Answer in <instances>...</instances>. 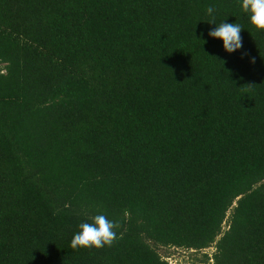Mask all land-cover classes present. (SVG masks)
Masks as SVG:
<instances>
[{
	"label": "trees",
	"instance_id": "obj_1",
	"mask_svg": "<svg viewBox=\"0 0 264 264\" xmlns=\"http://www.w3.org/2000/svg\"><path fill=\"white\" fill-rule=\"evenodd\" d=\"M0 66V264H264V32L240 0H0ZM97 214L122 238L72 249Z\"/></svg>",
	"mask_w": 264,
	"mask_h": 264
},
{
	"label": "clouds",
	"instance_id": "obj_2",
	"mask_svg": "<svg viewBox=\"0 0 264 264\" xmlns=\"http://www.w3.org/2000/svg\"><path fill=\"white\" fill-rule=\"evenodd\" d=\"M240 9L248 16L250 24L256 30L264 32V0H240ZM205 11L212 18L208 23L215 25L214 28L208 31V36L221 40L223 49L229 54L240 50L243 47L242 26L236 22H225L226 20L217 24L214 15L216 9L211 5ZM202 41L203 43L207 42L205 40ZM243 55H247V53ZM250 62L255 63V58H252ZM242 86L247 91L252 88L253 84ZM120 227L119 222L109 220L103 214H97L91 217V222H83L79 225V230L71 239L70 247L72 249L95 248L97 250L104 247H112L118 239L122 238V234L118 236L116 231Z\"/></svg>",
	"mask_w": 264,
	"mask_h": 264
},
{
	"label": "rangeland",
	"instance_id": "obj_3",
	"mask_svg": "<svg viewBox=\"0 0 264 264\" xmlns=\"http://www.w3.org/2000/svg\"><path fill=\"white\" fill-rule=\"evenodd\" d=\"M1 68V66H0ZM214 253V248L208 249L203 253H195L194 251H185V250H176L170 249L167 251L161 250V254H167L168 258L166 259L169 261L170 264H194L203 260L204 254H208L210 257ZM207 264H213L210 260Z\"/></svg>",
	"mask_w": 264,
	"mask_h": 264
}]
</instances>
